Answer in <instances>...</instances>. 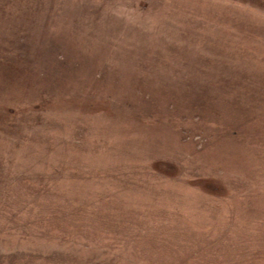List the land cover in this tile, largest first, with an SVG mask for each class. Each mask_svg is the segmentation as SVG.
Wrapping results in <instances>:
<instances>
[{"label":"rangeland","instance_id":"374dc122","mask_svg":"<svg viewBox=\"0 0 264 264\" xmlns=\"http://www.w3.org/2000/svg\"><path fill=\"white\" fill-rule=\"evenodd\" d=\"M0 264H264V0H0Z\"/></svg>","mask_w":264,"mask_h":264}]
</instances>
